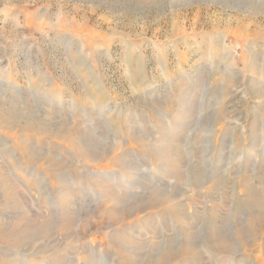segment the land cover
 Here are the masks:
<instances>
[{
  "label": "rangeland",
  "instance_id": "rangeland-1",
  "mask_svg": "<svg viewBox=\"0 0 264 264\" xmlns=\"http://www.w3.org/2000/svg\"><path fill=\"white\" fill-rule=\"evenodd\" d=\"M263 33L264 0H0V113L8 110L19 121L12 124L0 117V240L17 221L35 228L18 248L8 240L0 241V264H85L90 258L77 241L91 242L104 264H126L123 257L111 254L106 238L109 229L121 235L125 224L100 218V210L93 208L100 200L74 180L87 183L90 172H118L111 163L115 157L129 159L135 166L140 176L135 194L144 196L154 186L171 193L178 178L163 175L149 148L162 145L164 133L174 134L178 144L170 147L173 158L177 159V153L183 158L186 220L198 245L207 239L211 222L222 226L217 234L223 231L230 239L224 247L232 252L221 257H232V264H264V215L259 218L264 214V102L255 93L254 79L249 92L241 82L243 75L258 67V74L252 76L264 93V46L259 51V42L250 38ZM246 37L252 42V57L241 62ZM15 106L26 113L30 107L31 113H21ZM42 118L50 120L57 133L49 140L39 137L31 146L44 155L54 153L64 163L56 169L69 186L65 192L72 194L76 216L82 213L87 222L85 228L69 231L73 242L64 239L54 223L63 186L49 169L25 157L22 144L12 142L13 136L20 135V124L30 120L36 125ZM176 120L182 124L181 133ZM78 122L88 129V143L96 145L95 162L83 161L74 145L66 143L68 130L62 124L78 129ZM135 132L147 146L137 141ZM105 152L110 158L104 157ZM158 177L164 180L159 182ZM210 177L217 178V183L209 190ZM8 184L34 210L31 221L22 217L16 202H1V194L9 193ZM135 194L123 199L125 205ZM47 221L49 225L43 227ZM139 226H134L136 234L127 232L135 240L141 233L139 242L132 241L137 257L159 249L164 239L167 248H175L178 230L167 221H163V235L156 239ZM239 229L248 233L246 241ZM206 256L202 255V261L198 258V263L214 264ZM146 260L157 261L155 257Z\"/></svg>",
  "mask_w": 264,
  "mask_h": 264
},
{
  "label": "bare ground",
  "instance_id": "bare-ground-1",
  "mask_svg": "<svg viewBox=\"0 0 264 264\" xmlns=\"http://www.w3.org/2000/svg\"><path fill=\"white\" fill-rule=\"evenodd\" d=\"M259 35H261V36H259ZM250 38H251V40L254 39V40H257V42H259L258 43L259 45H257V46H260V48L255 46L256 51H258V49H259V51L263 49L264 41H262V38H264V33L263 34H254ZM248 39L249 38H247V40ZM249 40L247 42V45L245 46V50L242 51V54L239 57L241 62H244V59L246 57H252L251 50H250V42L251 41L249 42ZM254 57L258 58L257 52H256V56H254ZM260 57L261 56H259V58ZM263 58H264V56H263ZM208 61H209V59H208ZM202 67H203V65H202ZM248 67L252 69V60L251 59L248 60ZM253 68H254V66H253ZM258 70L259 69L257 67L256 71L254 69L253 72H249V74H251V75H249L247 73H246V75H243L241 78V82H243V86L245 85L246 86L245 88H247L246 90L248 91L249 85H250V83L254 82L253 81V79H254L255 80L254 87L256 89L255 93H258L259 97L262 98V101L264 102V93L259 89L260 87L258 88L259 83H256V78H254L255 76H252V75L258 74V72H259ZM229 71H231V70H227L226 72H229ZM226 74H229V73H226ZM233 75H234V73H233ZM241 82H240V84H241ZM241 85H239V86L241 87ZM241 90H240V92H241ZM233 91H231V92H233ZM41 94H39V95H41ZM233 97H234V95H233ZM231 99H233V98H231ZM242 101H243V99H242ZM34 102H35V100H34ZM4 104H6V103L4 102ZM61 106H62V104H61ZM28 108H27L28 110L26 109L27 113H31V112H29V111H31L30 107H28ZM232 108H234V106ZM15 109L20 111L21 113H26L25 110H23L22 108L21 109L19 107L16 108V106H15ZM0 114H1L0 117L2 118V116H3V118H5L9 123H12V124H16L17 122L19 123V121H16L15 117H13L8 110H6L4 112L1 111ZM261 118L264 119V114H263V117H261ZM238 119H240V118H238ZM29 121H24L22 125L20 124V131L18 132L20 135H18V136L16 135L17 137L13 136L12 142L14 144H22L21 147H23V152L25 154V157L30 162H32L34 164L35 163L36 164H38V163L42 164L43 167H45L46 169H49L50 176L51 177L53 176L54 179H56L57 182L59 184H61V186H63L62 187L63 189L61 187H59L63 191L61 194V201H59V203L61 202L60 206L58 203L59 207H57L58 213L54 216V223H55L56 229H58V231L62 233L63 238L68 239V240L71 239V242H73L74 239L70 236L69 231L71 229L76 231L79 227L85 228L84 226H87V222H86L85 217L81 216L82 213H78V215L76 216V214H75L76 211L74 212V208H73V206H71V204H72L71 203V200H72L71 195L72 194L70 195L69 194L70 192H65V190L67 191V189H69V186L64 183L65 178H63V180L60 178V176H61L60 171L56 169L57 167L64 165V163L60 162V160L57 159V157L54 155V153L52 154L53 156L44 155V154L37 152L33 148V146H31V144H37L36 141L38 140L39 137H41L45 140H47V139L49 140L50 138H53L57 132H53L52 127L50 126L52 124L50 120L43 119V118L39 119V121H41V122L38 121V123L36 125H34V123L33 124L31 123L33 121H31V122H29ZM62 125H63V127L64 126L67 127L66 131L68 130V133H67L68 138L65 139L66 143H69L70 145H72V144L74 145V149L76 151V154H78L79 157H81L83 159V161L84 160L87 161L89 159V160H91V162H95L94 161V159H95L94 154L96 153V145L88 143V140L86 138V130H88V129L87 128L85 129L84 125L80 122L77 123L78 129H74V128H72L68 125H65V124H62ZM176 126L178 127L177 132L181 133V126H182L181 122L176 120ZM0 127L2 128V126H0ZM236 127H237V125H236ZM10 130H12V129H10ZM26 131H28V132H26ZM62 133H65V131ZM62 133L60 134V136H61L60 139H62V137H63ZM29 134H31L32 136L30 137ZM135 134H136L137 141L141 144H144V146H147V143L143 142L142 139L140 138L139 133L137 134V132H135ZM173 135H169V134L164 133L160 139V142H159V144H162V145L149 147V148H151V150H153V153L156 156V160L160 162V168L159 167L158 168H159V170L161 169L160 171L163 173V175L164 174L170 175V176L175 175L178 178L176 180L175 184H173L174 188H173V191L171 193H168L166 188H164L162 186H154L153 188L152 187L149 188L147 193L144 196L143 195L139 196V195L135 194L137 191L136 189L139 187V185L137 184L138 178L140 179V176L138 175L135 166L133 165L132 162L129 161V159H127V160H124V159L116 160L115 157L112 158L113 161L111 163L116 165V167L119 169L118 172H116V173L114 172V174L110 173V172L109 173L108 172H106V173L90 172L87 183H84V182L82 183L81 180L75 178V180H74L76 182L75 184L81 183L84 186L86 185V187H88V190L93 191V195L98 200H100L99 203L97 202L98 205L94 204L95 207H93L94 209L96 208V210L97 209L100 210V213L98 214L100 218L108 219L110 221L112 220L116 224H121V225L125 224L124 230H122L120 233L121 235L114 232L113 229H109V231L107 232L106 238L108 239L107 241L109 244V250H110L111 254L115 257L116 256L119 257V255H120L121 257L124 258L123 260L126 262V264H152V263H150V261L146 260V259H150V257L151 258L155 257V260H157L155 262V264H169L170 261L176 262V264H199L198 258H200L202 261V259H203L202 255L203 256L207 255L208 258L211 259L210 261L214 264H232V262L230 261L232 257H230V258L227 257V259H226V257L225 258L221 257V255L224 256V254H226L228 251H230V250L227 251V249L224 247V245H226V247H228L230 245V243H229L230 239L229 240L227 239L228 238V237H226L227 235H225L223 231H222L223 233L219 232L217 234V230H221L220 229V227H222L221 225L217 227V225L216 226L212 225L210 222L209 227H211L210 229H212V230H209V228H208V230H209L208 231V237H207V239H203V241L200 240L201 243L199 246L197 243V240L195 238L193 228L191 226H189L190 224L188 225V223H187V221H188V220H186V218H187L186 217V207H187L186 205L187 204L185 205L184 199H183L185 194H186V192L183 188V186H184L183 181H184V177L187 178V175H186V172L183 171L184 170V168H183L184 162H183V158H182L181 154L178 155V153H177V157L174 156L177 159H174L173 155L170 154V147H173V146L178 147V144H176L177 142L173 141V139L175 138ZM178 136H179V134H178ZM179 137H181V136H179ZM89 138H90L91 142H96L90 136H89ZM220 138L222 139L221 136H220ZM248 138L249 139L252 138V135H250ZM179 139H177V141ZM6 140L4 139V141H6ZM253 142L254 141L250 142V144ZM55 143L56 142L53 141L52 144H55ZM45 144H46V142H45ZM48 144H50V142ZM220 144H221V142H220ZM221 145H223V143ZM97 147H98V145H97ZM52 148L54 151L55 148L54 147H52ZM220 148H222V147H220ZM248 149H249V151H251L250 148H248ZM56 150H57V148H56ZM219 150L221 151V153H222V151L225 152V150H223V149H218V151ZM247 153L248 152H246V154ZM59 155H60V153H59ZM103 155H104V157L106 156V157L110 158L109 153L107 154L105 152V153H103ZM123 155L126 156V153L123 152ZM238 155L239 154H237V156ZM221 156H223V155H221ZM240 157H243V156L240 155ZM248 158L250 160V156ZM253 158H252V160H253ZM247 159H245V160H247ZM139 165H141V164H139ZM34 169L35 168L33 166V170ZM52 169H54L55 172H52L51 171ZM0 170L3 171V169L1 167H0ZM195 170H193V171L195 172ZM157 171H155V173H157ZM147 173H150V172H148V170H147ZM28 174H30V173H28ZM38 174H41V173L38 171ZM47 174H48V172H47ZM33 175H34V173H33ZM35 175H36V173H35ZM135 178H136V180H134ZM158 179H160V177H158ZM40 180H42V179H40ZM43 180H44V178H43ZM69 180H70V178H69ZM163 180H164V178H163ZM163 180L160 179L159 182H162ZM70 181H73V180H70ZM216 183H217V178L210 177L208 189L210 190L212 187L215 186ZM191 184H193V183H191ZM8 186L10 188L9 193L8 194H4V193L1 194V195H3L1 202L2 203L16 202V205H19L22 217L27 219L28 221H31L32 217H34V213H33L34 210H31V208H30L31 206H29V204L25 201L24 196L20 191H17V190L14 191L10 187L9 184H8ZM74 186H76V185L73 184V187ZM77 186H78V184H77ZM56 187H57V185H56ZM39 188H40V186H39ZM146 188H148V187L146 186ZM46 190H48V189L46 188ZM168 190H170L169 187H168ZM69 191H71V190H69ZM129 191H133V192H129ZM127 193H130V194H128L129 196L130 195L133 196L134 194L137 196L129 198L130 200L127 202L128 205H125V203L123 202V199L128 198ZM74 194L76 195V193H74ZM191 194H192V192H191ZM69 195L71 198H69ZM46 196H49V195L46 194ZM42 197L41 198L43 199V201H45L44 203H46V202L48 203V201L45 200V197L43 195H42ZM52 197H55V195H53ZM74 197H76V196H74ZM77 197H76V199H78ZM87 197L88 196H86V198ZM90 197H92V196H90ZM59 198H60V196H59ZM53 201H57V200H54V198H53ZM77 203H78V201L76 200V205H75L76 207H77ZM52 204H53V202H52ZM53 205H51V206H53ZM42 206H43V204H42ZM55 207H56V204H55ZM55 207H54V209H55ZM44 208H45V206H44ZM120 208L122 209V211H120L121 210ZM41 209H43V208H41ZM45 210H46V208H45ZM47 210H48V208H47ZM43 211H44V209H43ZM51 212H53V210ZM46 215H47V213H46ZM263 215L264 214L259 216V218H261ZM49 216H51V215H49ZM45 219H46V217L44 218V220ZM51 221H53V220H51ZM163 221H167L172 227H174V229L176 228L178 230L177 238H176V244H174L175 248L174 249H171L172 247L167 248L168 243L164 239L162 246L159 249L153 250L151 252L146 251V252L140 253V256L142 257V259L140 257H137L139 255H138V252L134 249L135 246H134L132 241L139 242L138 241L139 240L138 235L141 233L138 232V235H137L138 239L135 240V238H133L132 236L131 237L128 236L127 232H130L132 234H136L134 226L140 225L146 234L151 235L150 237L152 239H154V238L156 239L157 235L160 236L159 234L163 233V230H164L163 226H162ZM20 222L21 221H17L16 223H13L11 225V228L5 230V233H3V235H4L3 239L8 240L9 243L11 242V245H14L17 248L20 247L21 245L25 244L27 242V240L30 239V237L33 235L34 229H35L34 226L30 222H27V223L32 225V226L27 225L26 222H23V221H22V225H21ZM43 225H44L43 227H46V225H49L48 221L45 224L43 223ZM140 226H139V228H140ZM161 226H162V228L158 229V227H161ZM239 230H240L239 234L246 241L249 238L248 233H246L245 231H243L241 229H239ZM81 231L84 233V235L86 234V232L83 229ZM235 234H236V231H235ZM210 238H211V240H210ZM233 239H234L233 241H235V245L238 246V249H241L240 248L241 246H240V244H238V240L235 238V236H233ZM2 240H0V241H2ZM77 242L79 243L78 246L80 247L81 251L83 253H85L88 258H90V261H87V263H85V264H97L95 260L99 261L98 264H104L102 262H105V261L102 259L101 253H98L99 251L91 242H80V241H77ZM227 242L229 243V245L227 244ZM242 249H243V246H242ZM230 252H232V251H230ZM39 254L41 256L44 254V255H46V257L56 258V256H54V255L48 256V254L46 252H41ZM39 254H38V256H39ZM207 256H206V258H207ZM227 256H229V255H227ZM19 257H21V256H19ZM24 257H27V256H24ZM233 257H235V256H233ZM29 259L32 260L31 257ZM33 259H35V258H33ZM43 259H44V257L42 258V260ZM91 259H92V261H91ZM52 261H55V260L53 259ZM52 261H50V262H52ZM61 261H63V260H61ZM115 261H116V259H115ZM44 262H46V261H44ZM58 262H56V263L58 264ZM234 262H236V264H239V261H234ZM41 263L42 262L40 261V264ZM47 264H48V261H47ZM64 264H65V262H64ZM208 264H210V263H208Z\"/></svg>",
  "mask_w": 264,
  "mask_h": 264
}]
</instances>
